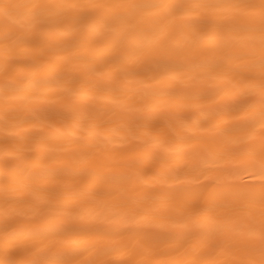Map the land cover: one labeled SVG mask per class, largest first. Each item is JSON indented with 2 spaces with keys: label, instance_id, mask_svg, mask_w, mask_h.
<instances>
[{
  "label": "bare ground",
  "instance_id": "obj_1",
  "mask_svg": "<svg viewBox=\"0 0 264 264\" xmlns=\"http://www.w3.org/2000/svg\"><path fill=\"white\" fill-rule=\"evenodd\" d=\"M264 0H0V264H264Z\"/></svg>",
  "mask_w": 264,
  "mask_h": 264
},
{
  "label": "snow or ice",
  "instance_id": "obj_2",
  "mask_svg": "<svg viewBox=\"0 0 264 264\" xmlns=\"http://www.w3.org/2000/svg\"><path fill=\"white\" fill-rule=\"evenodd\" d=\"M262 67H264V66H262Z\"/></svg>",
  "mask_w": 264,
  "mask_h": 264
}]
</instances>
